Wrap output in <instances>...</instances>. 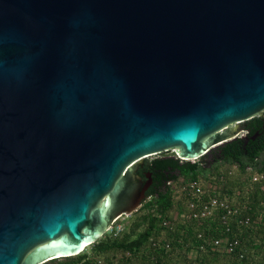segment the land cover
Returning <instances> with one entry per match:
<instances>
[{"label": "water", "instance_id": "water-1", "mask_svg": "<svg viewBox=\"0 0 264 264\" xmlns=\"http://www.w3.org/2000/svg\"><path fill=\"white\" fill-rule=\"evenodd\" d=\"M263 112L264 0H0V264L82 253L141 208L145 159Z\"/></svg>", "mask_w": 264, "mask_h": 264}, {"label": "trees", "instance_id": "trees-1", "mask_svg": "<svg viewBox=\"0 0 264 264\" xmlns=\"http://www.w3.org/2000/svg\"><path fill=\"white\" fill-rule=\"evenodd\" d=\"M243 124L247 138L238 137L195 161L167 152L145 159L139 172L145 182L150 175L152 183L130 226L119 234L107 232L90 245L91 253L83 251L46 264H100V260L107 264L110 255L125 264L133 259L142 264H163L167 258L175 264H264V119L256 116ZM222 166H234L246 176L244 185L231 181L228 173L220 170ZM257 176L260 179L254 181ZM190 182L201 185L204 201L228 200L235 212L225 219L221 211L212 218L188 223V197L181 188ZM246 183L251 184L247 190ZM234 194L238 198L232 200ZM216 240L222 241L219 247ZM232 241L238 244L229 251Z\"/></svg>", "mask_w": 264, "mask_h": 264}, {"label": "built area", "instance_id": "built-area-1", "mask_svg": "<svg viewBox=\"0 0 264 264\" xmlns=\"http://www.w3.org/2000/svg\"><path fill=\"white\" fill-rule=\"evenodd\" d=\"M244 134H247L244 132ZM175 155L178 157L177 152H175ZM260 179L259 176L254 178V181H257ZM182 193H186L188 200H187V215L186 217L189 219L187 220L188 223L191 221H203L209 218H212L214 215H217L221 211L225 212V215H223V219L227 217V215H231L233 212V208L231 207V204L228 200L219 199V198H210L208 200H203V188L200 184L197 182H190L189 184L185 185L183 188H181ZM128 217V216H125ZM121 219L124 218L120 217ZM120 218L115 220L117 222ZM112 225V227L109 229L108 232L115 231V234H119L124 230V227L122 225L116 226V223ZM201 237V234L199 235ZM222 241L216 240L215 245L219 247L221 245ZM238 244V242H229L228 243V250L232 251L233 246ZM167 249H170V246H166ZM100 260V259H99ZM100 264L103 263L102 260L99 261ZM157 264V262H156Z\"/></svg>", "mask_w": 264, "mask_h": 264}, {"label": "rangeland", "instance_id": "rangeland-1", "mask_svg": "<svg viewBox=\"0 0 264 264\" xmlns=\"http://www.w3.org/2000/svg\"><path fill=\"white\" fill-rule=\"evenodd\" d=\"M176 152V150H171V151H169V152H167V154H171V153H175ZM165 153V152H164ZM164 153H161V154H158V155H155V156H151V157H149L148 159H153V158H156V157H159V156H161L162 154H164ZM145 161V160H144ZM221 171H225V172H227L228 173V177H230V180L231 181H240V182H242V185H244V181H243V179H246V176H242V175H240L239 174V172H238V170L234 167V166H222L221 167V169H220ZM246 185H247V183H246ZM249 185H251V184H248L246 187H245V189L247 190V189H249L251 186H249ZM244 189V188H243ZM236 192H238V191H236ZM238 198V196L236 195V194H234L233 195V197H232V200H235V199H237ZM233 203H236V204H238L236 201H234ZM245 209V208H244ZM135 214V213H134ZM135 216H137V215H135ZM135 219V217L133 216V215H131V216H128V217H125L124 216V218H120L117 222H115L116 223V226H118V225H122L123 227H124V231L130 226V224L132 223V221ZM91 248H92V246H89V247H87L85 250H84V252H88V253H91V252H93L92 250H91ZM182 255H183V259L185 260V256H184V253H181ZM110 255V254H109ZM180 258V254L179 255H177L176 256V258H175V260L177 259H179ZM155 259V258H154ZM169 259H171V258H167V260L165 259L164 260V262H163V264H175V261H174V259L173 260H169ZM182 259V258H181ZM169 260V261H168ZM107 264H125V263H121V262H119V260H113L112 259V256L110 255L109 256V259H107ZM126 264H142L141 263V261L140 260H137V259H133L130 263H126Z\"/></svg>", "mask_w": 264, "mask_h": 264}, {"label": "flooded vegetation", "instance_id": "flooded-vegetation-1", "mask_svg": "<svg viewBox=\"0 0 264 264\" xmlns=\"http://www.w3.org/2000/svg\"><path fill=\"white\" fill-rule=\"evenodd\" d=\"M262 116H263V119H264V112H263ZM243 127H244V124L241 123V124L239 125V134H238V137L245 139V138H247V137H246V134H244ZM263 131H264V127H263ZM257 136H258V137H261V134L258 132V133H257ZM139 171H140V168L138 167V168L136 169V172L133 173V177H135V176H139V177H141V180H140V181H136V180H135L136 188H139V186L141 185V183H143V182L145 183V181H144V177L141 175V173H140ZM149 188H150V187H149ZM148 190H149V189H148ZM148 190L146 191V198H147V192H148ZM145 200H146V199H145Z\"/></svg>", "mask_w": 264, "mask_h": 264}, {"label": "bare ground", "instance_id": "bare-ground-1", "mask_svg": "<svg viewBox=\"0 0 264 264\" xmlns=\"http://www.w3.org/2000/svg\"><path fill=\"white\" fill-rule=\"evenodd\" d=\"M89 244L85 245V247H83V249L85 250L86 247H88ZM79 255V254H78ZM59 256H57L56 258H58Z\"/></svg>", "mask_w": 264, "mask_h": 264}]
</instances>
